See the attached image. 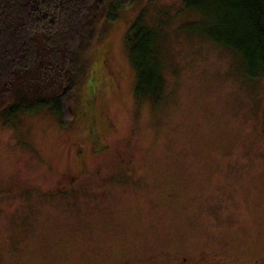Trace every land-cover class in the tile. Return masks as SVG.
Listing matches in <instances>:
<instances>
[{"label":"rangeland","instance_id":"374dc122","mask_svg":"<svg viewBox=\"0 0 264 264\" xmlns=\"http://www.w3.org/2000/svg\"><path fill=\"white\" fill-rule=\"evenodd\" d=\"M105 4L72 119L0 111V264H258L264 73L184 0ZM136 51L161 73L153 95Z\"/></svg>","mask_w":264,"mask_h":264},{"label":"trees","instance_id":"16d2710c","mask_svg":"<svg viewBox=\"0 0 264 264\" xmlns=\"http://www.w3.org/2000/svg\"><path fill=\"white\" fill-rule=\"evenodd\" d=\"M133 1L119 0V5L127 7ZM184 4L203 12L208 21L197 30L233 49L249 75L264 73V0ZM106 15L105 0H0V111L10 107L19 116L51 106L68 123L74 114L77 79ZM141 23L138 19L132 25L129 39ZM131 55L133 63L137 57L142 65L147 63L146 71L135 66L136 92L155 94L162 77L159 68L156 73L148 66L151 57L144 52Z\"/></svg>","mask_w":264,"mask_h":264},{"label":"flooded vegetation","instance_id":"af4514ba","mask_svg":"<svg viewBox=\"0 0 264 264\" xmlns=\"http://www.w3.org/2000/svg\"><path fill=\"white\" fill-rule=\"evenodd\" d=\"M184 259H186V260H188V257H185ZM193 262L190 260L189 261V263L188 264H192ZM207 264H224L222 261H216L215 263H207ZM254 264H256V262L254 263ZM258 264H264V256L261 258V259H259V263Z\"/></svg>","mask_w":264,"mask_h":264}]
</instances>
